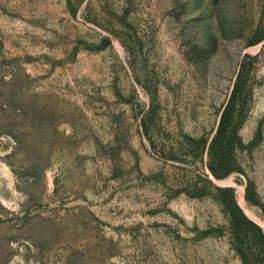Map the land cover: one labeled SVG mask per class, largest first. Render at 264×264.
Masks as SVG:
<instances>
[{
    "label": "rangeland",
    "instance_id": "374dc122",
    "mask_svg": "<svg viewBox=\"0 0 264 264\" xmlns=\"http://www.w3.org/2000/svg\"><path fill=\"white\" fill-rule=\"evenodd\" d=\"M226 187L264 231V0H0V264H245Z\"/></svg>",
    "mask_w": 264,
    "mask_h": 264
},
{
    "label": "trees",
    "instance_id": "16d2710c",
    "mask_svg": "<svg viewBox=\"0 0 264 264\" xmlns=\"http://www.w3.org/2000/svg\"><path fill=\"white\" fill-rule=\"evenodd\" d=\"M244 89V82L242 81V72H240L237 81L235 82L234 90L230 101L228 102L218 127L217 133L209 145L208 155L209 162L208 168L217 177L221 178L233 170L230 163V151L233 148L235 141L240 140L237 127L238 122L241 120V111L237 112L239 99ZM239 120V121H238ZM221 196L227 206L234 209L235 213L232 216V236L238 252L242 255L245 264H251L248 255L240 245L242 238L241 228L244 226H254L259 240L264 243L263 229L249 220L243 215L237 202L235 201V189L232 187L220 188ZM251 188L247 187V198L250 199ZM226 206V207H227Z\"/></svg>",
    "mask_w": 264,
    "mask_h": 264
}]
</instances>
